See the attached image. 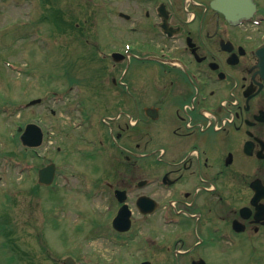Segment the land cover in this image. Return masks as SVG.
I'll list each match as a JSON object with an SVG mask.
<instances>
[{
  "label": "flooded vegetation",
  "instance_id": "obj_1",
  "mask_svg": "<svg viewBox=\"0 0 264 264\" xmlns=\"http://www.w3.org/2000/svg\"><path fill=\"white\" fill-rule=\"evenodd\" d=\"M123 1L109 22L125 35L109 36L110 65L88 89L115 112L118 153L96 180L132 209L128 231L113 227L120 205L108 214L119 247L107 264L129 243V264H264V0L238 23L212 0ZM143 196L155 211L138 209Z\"/></svg>",
  "mask_w": 264,
  "mask_h": 264
},
{
  "label": "rangeland",
  "instance_id": "obj_2",
  "mask_svg": "<svg viewBox=\"0 0 264 264\" xmlns=\"http://www.w3.org/2000/svg\"><path fill=\"white\" fill-rule=\"evenodd\" d=\"M119 9L123 0H0V107L16 110L11 116L0 111V219L11 225L0 233V264H63L69 254L96 264L98 253L107 264L119 247L99 237L109 233L105 223L118 205L109 186L96 180L107 175L110 154L118 153L111 133L115 112L104 96L88 90L110 65L109 36L114 33L118 41L125 35L109 22ZM86 95L90 119L78 113ZM61 96H67L65 102ZM37 97L42 102L27 108ZM15 122H36L51 131L35 149L40 156L10 137ZM52 160L59 179L51 187L40 185L37 170ZM84 178L95 194L87 193ZM15 248L22 253L19 260ZM126 248V257L115 252L118 262L126 259L122 264L135 252L131 243Z\"/></svg>",
  "mask_w": 264,
  "mask_h": 264
},
{
  "label": "water",
  "instance_id": "obj_3",
  "mask_svg": "<svg viewBox=\"0 0 264 264\" xmlns=\"http://www.w3.org/2000/svg\"><path fill=\"white\" fill-rule=\"evenodd\" d=\"M212 5L214 8L224 12L230 20L234 21L252 13V0H213ZM21 140L25 145L38 146L42 143L43 132L38 125L30 123L21 135ZM54 169V164H49L42 168L39 171V182L46 185L50 184L54 177ZM127 220V209L123 205L114 224L120 229H125L124 225ZM65 264H76V262L71 257H68Z\"/></svg>",
  "mask_w": 264,
  "mask_h": 264
}]
</instances>
